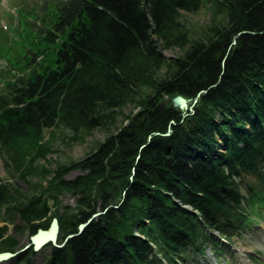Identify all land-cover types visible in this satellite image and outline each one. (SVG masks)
<instances>
[{
	"label": "trees",
	"instance_id": "16d2710c",
	"mask_svg": "<svg viewBox=\"0 0 264 264\" xmlns=\"http://www.w3.org/2000/svg\"><path fill=\"white\" fill-rule=\"evenodd\" d=\"M206 3L215 24L189 41L181 13ZM23 7L10 25L13 43L0 28V54L17 72L0 88V252L19 245L8 232L18 218L14 228L33 234L58 217L61 243L103 211L79 235L44 247L43 264H183L206 250L227 262L232 240L264 219V0ZM188 42L174 58L160 50ZM200 90L187 117L162 104ZM136 96L148 112L132 127L128 121L80 159L47 158L46 131L105 127ZM11 178L28 182V194ZM68 193L73 207L60 202ZM34 255L29 247L15 261L32 264Z\"/></svg>",
	"mask_w": 264,
	"mask_h": 264
},
{
	"label": "rangeland",
	"instance_id": "374dc122",
	"mask_svg": "<svg viewBox=\"0 0 264 264\" xmlns=\"http://www.w3.org/2000/svg\"><path fill=\"white\" fill-rule=\"evenodd\" d=\"M43 1L44 0H0L1 30L2 28L4 29L7 23L9 26L15 23L16 16L12 14L14 12L13 8L15 6H18L22 9L23 5H27V8L24 10V12L29 13V7L35 4L40 5L43 3ZM212 9L213 7L209 3H206L194 13H181V29L183 33L187 34L189 41H192L196 38H203L205 35H207L209 29L208 27L215 24V19L212 15ZM4 11L8 12L9 14H4ZM27 20L29 21V24L33 25V20H29L28 18ZM6 37L8 38V43H13V40L18 38L11 37L8 33ZM188 45L189 42L186 43L185 46H180L178 44H162L160 50L167 57L174 58L176 56H180ZM7 57V54H0V88L3 85V82H1L2 80H6L11 75L17 73L16 70H14L11 66ZM143 90L150 92L148 87H144ZM140 97L141 96H136L134 98V102L131 101L125 103L117 108L114 119L110 120L109 124L105 127H98V129L91 130L87 133H78L76 136L72 135V133L67 128L56 127L46 131L45 139H47L50 144V148L52 149V151L47 155V158L51 163H67L71 160L82 158L91 149L95 148L100 141L109 136L110 133L115 132L122 125L127 124L136 112L142 110L141 107L136 103L140 100ZM78 173L79 171H73L69 173L67 177L72 178L77 176ZM0 177H6V173L2 168V161H0ZM11 179L17 184L21 192L28 194V190H30L28 182L21 181L16 178ZM33 181H36V178H33L32 182ZM60 202L63 205L67 206L69 204L72 207L75 204L73 196L69 193L62 195L60 197ZM2 223L3 220L1 219L0 224ZM15 225H22L19 218L14 221L13 225H8V232L12 235L14 234L16 239H18L19 245L15 248L17 251L29 243V237L31 234L28 229H24L22 231L16 230L14 228ZM232 241L235 251L234 253L228 254L227 258L225 259L227 264H264V220L260 219L258 224L254 227H251L247 234H243L238 239L234 238ZM48 251L49 248L47 247L36 253V255H34L31 259L32 264H43L44 258L47 256ZM205 253V257L197 256L194 259L184 262L183 264H226L224 259H216L208 251ZM256 253L259 254V257L256 256ZM250 257L253 259V262L249 260ZM0 264L19 263L15 261L14 257V259L3 261Z\"/></svg>",
	"mask_w": 264,
	"mask_h": 264
},
{
	"label": "water",
	"instance_id": "95a60500",
	"mask_svg": "<svg viewBox=\"0 0 264 264\" xmlns=\"http://www.w3.org/2000/svg\"><path fill=\"white\" fill-rule=\"evenodd\" d=\"M171 102V105L173 107H177L180 110H182L183 112H186L189 110H192V106L193 104L197 101V98L194 100L193 104H191L190 106H188V99H186L185 97L177 94L175 97L173 98H166L164 101V104L167 102ZM147 112V110L143 109V111H139L136 114L133 115L132 120L130 121L129 127H132L134 120L143 117V115H145ZM100 213H94L90 219H88L85 222H82L79 224L78 227V232L77 233H70L69 235L66 236V238L63 240L62 244L64 242H66L68 239H70V237L74 236V235H79L85 227L88 226V224L91 222V220L93 218H95L96 216H98ZM59 223H58V218L54 217L52 218V221L49 225V227L47 229H43V228H39L35 234L31 235L30 238V242L28 244L25 245L24 248L15 251L14 253L10 252V251H3L0 252V263H2L3 261L6 260H12L14 259V257L20 252V251H24L26 248L28 247H32V249L36 252L41 250V248L45 247L47 244H51L53 246H58L57 242H58V233H59Z\"/></svg>",
	"mask_w": 264,
	"mask_h": 264
},
{
	"label": "bare ground",
	"instance_id": "6f19581e",
	"mask_svg": "<svg viewBox=\"0 0 264 264\" xmlns=\"http://www.w3.org/2000/svg\"><path fill=\"white\" fill-rule=\"evenodd\" d=\"M245 32H247V31H245V30H241V32H237L235 35H233V39H232V41H231V45H234L235 43H236V40H237V37L239 36V35H241V33H245ZM160 49H161V47H160ZM228 51H227V53L225 54V56L223 57V59H222V61H223V65H224V59L227 57V55H228V53L230 52V50H229V48L227 49ZM203 92H205V90H200L198 93H197V95H196V97L194 98V99H190V98H186V99H188V106H190L191 104H193V102H194V100L197 98V101L193 104V106H192V110H189L188 109V111H186V112H183L182 110H181V112H182V115H183V117H187L188 115H192L193 113H194V106H195V104L198 102V98L200 97L199 95H200V93H203ZM167 97H165V99H166ZM165 99L162 101V104L163 105H165V104H168V103H170L171 104V102L169 101V102H167V103H165L164 104V101H165ZM172 106V105H171ZM173 107V106H172ZM173 108H175V107H173ZM177 108V107H176ZM144 109V108H143ZM143 109L142 110H140V111H143ZM179 109V108H178ZM145 110H147V109H145ZM180 110V109H179ZM139 112V111H138ZM147 112H148V110H147ZM146 112V113H147ZM173 122V121H172ZM171 132V129L170 128H168L167 129V132H166V134H169ZM102 212L103 211H96V212H93V214L94 213H100L99 215H101L102 214ZM92 214V215H93ZM91 215V216H92ZM98 215V216H99ZM98 216H96V217H98ZM95 217V218H96ZM91 218V217H90ZM90 218H88V219H90ZM87 219V220H88ZM94 219V218H93ZM78 232V231H77ZM76 232V233H77ZM70 234V233H69ZM68 234V235H69ZM67 236V235H66ZM66 236H65V238H66ZM64 238V239H65Z\"/></svg>",
	"mask_w": 264,
	"mask_h": 264
}]
</instances>
